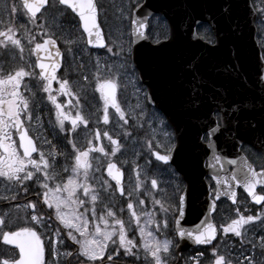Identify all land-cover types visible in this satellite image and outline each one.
<instances>
[{
    "label": "snow or ice",
    "instance_id": "snow-or-ice-1",
    "mask_svg": "<svg viewBox=\"0 0 264 264\" xmlns=\"http://www.w3.org/2000/svg\"><path fill=\"white\" fill-rule=\"evenodd\" d=\"M58 4L70 9L78 16L83 29L81 35L87 34V44L106 49V52L111 53L113 57H124L118 68L98 58L94 65L93 81L94 92L99 93V101H102L103 125L110 124L109 110L114 109L112 116L116 119V127L122 130L120 135L130 137L131 133L124 130L129 121L126 119L125 109L118 102L117 92L121 77L128 74L130 67L128 58L131 56L132 48L129 46L125 50L123 45H116L117 51H114L113 46L106 44L98 23V5L95 0H58ZM47 6H49V0H20L19 4L12 0L11 4L6 3L5 10L9 17L17 13L23 14L29 22L33 23L34 29L29 31L23 25L18 28L10 21L0 30V51H18L19 60L23 62L10 70H5L0 65V178L15 187L16 195L12 199H16L21 190L27 196L31 185L37 186L35 200H26L23 205L29 209L23 224L13 228L7 220L8 214L0 216V242L3 245L12 246L11 255L0 259V264H46V248L48 254L54 257L52 264H61V256L73 255L72 252L62 253L60 251L65 240H71L78 246L76 255L78 258H83L82 264H118L122 256L140 259V253L143 254L146 264H167V257L171 255V249L175 245L173 240L167 238L161 240L159 236L169 228L166 218L168 213L174 217L175 232L180 239L187 238L197 245L212 247L207 264H262L256 259L255 249L259 247L261 255L264 256V235L260 236L259 244L254 239L247 241L253 252L252 255L242 254V259L230 258L221 253L213 244L218 232L222 231L224 235L231 233L239 237L243 245L245 226L257 220L264 223V218L260 215H245L237 208L236 217L230 222L218 226L206 216L202 224L192 232L180 226V221L185 215L186 194L177 195L175 203H169L167 207L153 195L151 211L144 207L145 200L136 195L134 201L129 199L126 204L127 218L123 215L126 211L124 207H120L118 211L115 210V203L112 200L105 201L104 195H112L114 191H118L121 197L125 196L122 183L124 174L117 163L111 159L107 160V177L115 181L113 185L108 179L97 177L96 173H101L102 176L103 172L99 164L94 165V160L109 156L116 157L121 151L122 145L119 137L114 138L108 130L101 132L97 128L93 138L87 141V146L84 148L78 147L75 139L65 136L72 147V163L64 166L62 171H56L57 157L64 153L59 152L51 140L42 137L39 133L34 139L29 134V127L26 126V121L31 123L34 119L33 101L35 97V93L26 83V78L39 77L42 82L40 85L42 92L47 94L48 101L56 110L55 124L59 132H66V122H68L71 124L70 131L75 133L80 124L87 127L88 119L79 108L76 109L75 115H69L64 111L63 103L58 102L54 94L57 92L61 96L76 97V104H79V97L69 80L57 77L61 52L56 47L55 33L50 30L47 23H36L39 20L38 14L43 15V12L47 11ZM137 6L138 0L128 9L126 31L129 45L147 38L145 35L147 25L132 14ZM253 6L254 11L264 17V0H259V3L254 0ZM121 15L123 16V9ZM37 28L38 33L35 32ZM21 30H23L22 36L18 35ZM25 39L27 45L31 46L30 56H35L34 62L30 59L25 60V44L23 43ZM199 39H205L209 44L215 43L208 35L199 37ZM75 43L76 41L70 38L65 40L66 45ZM67 50L71 52L72 48L68 47ZM41 53L44 55L42 56ZM53 53H55L54 56ZM132 71L134 72V69ZM105 73L109 75L106 77ZM261 79L264 80V77ZM83 80L89 82V76L84 75ZM53 81L59 84L56 90L52 88ZM195 91L196 88L193 86V94ZM145 99L151 102L147 94H145ZM69 106H72L71 100ZM136 107L140 109V116L146 120L147 113L144 112L143 107L139 104ZM97 111L100 112L101 108L98 107ZM35 119L39 121V116ZM157 119L161 126L165 124L162 118L157 117ZM97 123H100L99 118ZM140 127H143V124H140ZM219 131L220 126L217 124L209 128L204 137H201V140L206 142L207 148L212 150L207 167L214 173L212 179L215 180V186H209L212 200L208 207L215 211L216 201L220 200L221 196L229 197L235 204L233 182L237 186H243L255 204L264 207V194H257L256 191L258 186H262L261 191L264 192V169L257 171L245 158L240 161H226L228 165L236 166L229 172L225 168L223 157L216 153L215 141L212 140V137ZM165 135L169 143L163 145L164 154L160 152L162 145L159 142L153 144L155 137L146 141V147L156 161L168 165L172 161L175 145L171 143L172 134L165 133ZM104 138L111 145L108 150L102 144L100 146L95 144V141ZM38 142L48 145L49 150L47 152L41 150ZM34 153L38 156L34 157ZM93 153H99L100 157L93 156ZM136 168L139 169V165ZM141 176L142 172L137 170L135 187L127 192L128 197H133L134 193H138L147 184L149 179L147 173H143L144 179H141ZM150 185L152 189H157V179L151 178ZM9 191H12V188H9ZM0 199H8V197L4 196ZM157 205H159L158 210ZM157 211L165 213L162 221L157 219ZM50 220L59 222L55 229L50 227ZM42 229L46 231H41ZM129 230L133 231L132 238L129 237ZM203 256L204 252H198L193 258L194 264H203Z\"/></svg>",
    "mask_w": 264,
    "mask_h": 264
},
{
    "label": "water",
    "instance_id": "water-1",
    "mask_svg": "<svg viewBox=\"0 0 264 264\" xmlns=\"http://www.w3.org/2000/svg\"><path fill=\"white\" fill-rule=\"evenodd\" d=\"M142 8L138 19L158 12L170 27L168 41L160 45L135 41L132 60L147 79L152 96H161L162 109L174 128L176 146L170 163L183 178L182 194L187 196L180 226L194 232L213 212L205 182L206 175H214L205 167L212 150L201 137L217 125L214 111L220 113L221 126L212 140L226 169L236 167L226 161L246 158L239 150L242 143L264 156V62L255 40L256 14L250 0H144ZM201 22L210 25L214 45L191 39ZM237 187L233 182V191ZM195 245L180 239L178 250Z\"/></svg>",
    "mask_w": 264,
    "mask_h": 264
},
{
    "label": "rangeland",
    "instance_id": "rangeland-1",
    "mask_svg": "<svg viewBox=\"0 0 264 264\" xmlns=\"http://www.w3.org/2000/svg\"><path fill=\"white\" fill-rule=\"evenodd\" d=\"M102 1H103V4L101 5V9L99 8V14H102V20L100 23L102 25L106 44L108 46H113L114 51H117V47H115L116 45H123L125 50H127L129 46L131 47V45H129V42H128V35L126 31V28L128 25V19H127L128 9L132 3H136V0H102ZM139 2L140 0H138V4ZM6 3L11 4L12 0H0V20H3V19L9 20L10 18L5 10ZM252 3L254 5V0H252ZM256 3H259V0H256ZM122 9H123V16L121 15ZM23 16L24 15L22 14L20 16L21 22L24 21V18L28 20L26 16H24V18ZM72 19L73 17L67 12H65L61 7H59V5H56L53 0L50 2V5L48 6L47 11H44L43 15H40L38 22H36L39 24L47 23L50 30L55 33V38L57 40L59 39V41L65 46L64 48H65L66 59H65L64 70H63L64 76H61V77L69 80L70 85L72 86L77 96L79 97V104L78 105L76 104V97L61 96L57 92L54 94H56L57 96V101L60 103H63L64 111H66L69 115H75L76 109L79 108L86 118L93 121L95 125L100 126V124H102V101H99V93L94 92L93 76L95 73V68H94L95 62L99 58L102 62L108 61L110 65H115L118 68L120 63L124 60V57L123 56L113 57L111 53L106 52V49L100 50L98 52L91 51V49H89L86 46L85 38L84 36L81 35V31L78 25L76 24L75 21H71ZM23 23H21L20 26L22 25L25 26V24ZM257 26H258L257 39L260 45L262 46L264 45V17H262L261 15H259V18L257 20ZM26 28L29 31H32L34 29L33 23L28 22V25H26ZM148 31H149L148 36L151 40H158V39L165 38L167 36V25H166L165 20L161 16H158V15L154 16L150 20V27ZM35 32L38 33L39 29L38 28L35 29ZM20 34L21 36L23 35V30H21ZM199 34L202 37L206 35L211 36L209 27L207 25H202L199 29ZM69 38L72 40H75L76 43L72 45H66L65 40ZM23 43L25 44V52H24L25 60L30 59L32 61V58L29 54V48L31 46L27 45L26 39L23 40ZM68 47L72 48L71 52L67 50ZM128 73H130V75L126 74L121 77L120 87L117 92L118 102L121 104L123 108H125V104H127L128 105L127 114L130 117H135L139 114L138 108L136 107V102H135L136 100L133 97V96H136L137 99H139L140 106L143 107L145 112H148L150 115L155 116L156 119L157 117H160L163 119V121L165 122L163 126H161L158 119L156 120L158 137L155 138L156 141L155 140L153 141L154 143L159 142L162 145L160 151L164 153L163 145L169 143L168 137H166L165 133L172 134L171 143H173L172 130L160 112L154 109H151L150 107L146 105L145 89L137 81L136 75L131 70V67H129ZM84 75L89 76V82H91V84L83 80ZM108 75H109L108 73H105L106 77ZM74 77L75 79H73ZM58 88H59V85L57 89ZM121 92L124 94L125 98L122 97ZM129 94L131 95L130 97L128 96ZM70 100L72 101V106H69ZM91 105L93 106V108L91 107ZM41 107L42 105L39 104L37 110H35L34 108V114L37 113L35 117L39 116V121L35 119V125L33 126L34 134H36L37 136V134L39 133L42 137L45 136L44 130L46 129V125H47L54 138H57V137L64 138L66 136V133L70 131L71 124L66 122V132H64L62 135V133L59 132V129L55 124V116H56L55 111L53 112V110H51L52 109L51 106L48 105V108H49L48 110H51V113L49 115L47 114V118H44L43 112H41ZM98 107L101 108L100 112L97 111ZM109 111H110V115L114 113V109H110ZM98 118L100 119V123H97ZM146 124L149 126V128H151L150 132L154 133V129H153L154 123L151 121V119H149L148 122L146 121ZM117 130L121 132V129L117 128L115 129L116 134H117L116 132ZM82 137H84L86 145H87L88 139L90 140L93 138L91 132H88L87 134H82ZM56 140H58V138ZM128 141L125 140L123 142L120 140L122 147H121V151L117 153L116 157L109 156L106 158H101L99 160H94V165L99 164L103 172L102 176H101V173H96V175L97 177H100L102 179H105L104 174L107 172L106 170L107 160L111 159L113 162H116L119 165V167L122 166L124 168L123 172H124V178H125V185H124L125 196L121 197L118 192H116V194H114L113 192L112 195L105 194L104 195L105 201L112 200L115 203V206H117V208L115 207V210L117 211L120 207H124L126 210V204L128 200L132 199L134 201L135 196L139 195V193L143 189L142 187L140 191L138 193H134V196L131 198L127 196V192L131 191L135 187V175L136 174L133 175V173L136 172L137 170H140L142 172L141 179H144L143 173H147V176L149 177L148 182H147V185L149 184L148 185L149 188L145 191V195H150V197L154 195L156 199H161L164 203L167 204V206L169 203L174 204L175 197L179 194L180 190H182L183 188V182L180 179L178 173L169 164L164 165L154 160L152 155L147 150V147L145 146L144 143L138 142L137 140L136 141L133 140L130 143ZM39 144H40L39 145L40 148H41V145L44 148H49V146L44 145L40 142ZM101 144L105 147L106 150L110 149L111 147V145L109 144L106 138H104L103 140L101 139L99 143L96 144V146H100ZM243 149L245 153L247 154V156L252 160V162L255 165L259 166L261 164V157L259 154H257L255 151H253L251 148H248V147H244ZM95 157H100V155L95 156ZM71 159L72 157H71V154L69 153H67L66 156H58L56 171L60 169L62 170L64 166L68 165ZM149 161H151V163H149ZM126 162L131 163L132 165L131 166L132 169L130 168L131 170H128ZM137 165H139V169L136 168ZM149 168H152V170H154L153 174L155 176L152 178H155L158 181L157 189L151 188V185H150L151 175H149ZM127 176H128V179H130V183H127ZM106 179L108 178L106 177ZM9 188H12V187H9L7 184L0 183V197L7 196L9 199V196H11L13 193V189L12 191H9ZM139 197L140 199H144L141 197V195H139ZM8 199H5V200L7 201ZM144 200H145L144 207L148 209L149 211H151L152 210L151 199L149 200L144 199ZM223 208H225L224 204L221 205L220 209H223ZM0 214L1 216L8 214L7 220L9 221L11 227H17L23 224L25 221L23 220V217L27 216L26 212L20 206L18 207L17 203H12V202H10L4 209L0 208ZM164 214L165 213H161V212L159 213V211H157L156 216L157 218L161 217L159 218V220L162 221L165 218ZM225 214H226L225 211H219V214L217 216V219L219 218V219L224 220V224L230 222V218L226 216ZM127 216H128V213L126 210L124 213V217L127 218ZM56 222L59 223L58 221H54V220L50 222L49 225L52 229H55L57 227ZM261 227L263 229V232H260L257 228H252V229L245 231L244 235L248 239L259 240L260 236L264 235V228H263L264 223H262ZM133 228H134V224H133ZM41 231H46V230L42 229ZM129 231H132V230H129ZM221 234L223 237L225 236L222 231H221ZM169 235H170V226L167 230L164 231L162 235L159 236V238L163 240L167 238ZM227 235L228 237L234 236L231 233ZM136 236L138 238V235ZM68 242L71 243L72 245H75L72 243L71 240H68ZM69 243H67L65 246L70 247ZM75 246L78 248L77 245ZM224 246L225 248L227 247V245H224ZM60 251L62 253L65 252L63 247H61ZM227 251L229 252L225 253V255L230 256V258L235 259L234 256L241 258V255L240 253H238L237 250L228 249ZM204 256L202 257V259L204 258ZM65 257L66 256H61L60 258L61 264H64L63 259ZM193 258L194 256H191V252H188L184 254V256L182 257V260L184 261L185 264H192L194 261ZM53 259H54L53 256L49 254L46 255V260L47 262H50V264H52ZM80 260H83V258H81ZM124 260H126L125 256H124V259L122 258L119 259V261H124ZM141 260L144 261V263L142 264H146L142 253H140V259H135L134 257H132L131 260H129V262L141 264L140 263ZM203 264H207V262H204Z\"/></svg>",
    "mask_w": 264,
    "mask_h": 264
},
{
    "label": "flooded vegetation",
    "instance_id": "flooded-vegetation-1",
    "mask_svg": "<svg viewBox=\"0 0 264 264\" xmlns=\"http://www.w3.org/2000/svg\"><path fill=\"white\" fill-rule=\"evenodd\" d=\"M5 247V246H4ZM9 247V246H8ZM7 247V249H9V251L11 250V248L9 247L8 248ZM6 252V250H2V248H1V245H0V255L2 254L3 255V253H5ZM11 253V252H10ZM180 261H181V258H177V259H175L174 260V263L173 264H180Z\"/></svg>",
    "mask_w": 264,
    "mask_h": 264
},
{
    "label": "bare ground",
    "instance_id": "bare-ground-1",
    "mask_svg": "<svg viewBox=\"0 0 264 264\" xmlns=\"http://www.w3.org/2000/svg\"><path fill=\"white\" fill-rule=\"evenodd\" d=\"M153 123H155V122H153ZM124 215V214H123ZM131 232V234H133V231H130ZM136 235H138V232L136 233Z\"/></svg>",
    "mask_w": 264,
    "mask_h": 264
}]
</instances>
